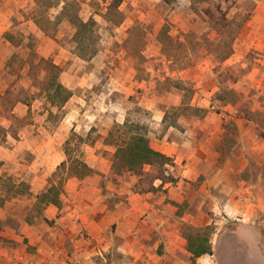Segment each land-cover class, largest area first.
<instances>
[{"label": "rangeland", "instance_id": "rangeland-1", "mask_svg": "<svg viewBox=\"0 0 264 264\" xmlns=\"http://www.w3.org/2000/svg\"><path fill=\"white\" fill-rule=\"evenodd\" d=\"M246 42H264V0H0V145L10 134L19 141L11 139L16 152L0 164L7 161L0 177V264H84L71 235L64 244L54 241L53 253L39 252L27 238L2 235L24 217L41 228L46 222L57 225V218L46 220L49 202L30 190L29 180L39 182L42 176L31 166L50 164L41 193L59 196L61 208L72 177L98 179L104 188L94 193L90 185L76 196L81 205L99 194L114 207L135 193L155 200L154 193L175 175L173 162L143 163L133 147L148 133L152 108L168 106L172 117L188 113L195 91L219 82L214 101L238 105L241 118L264 121V105L253 103L257 90L242 91L248 73L260 64ZM256 99L264 103V94ZM58 153L64 159L55 162ZM17 160L27 167L10 175ZM97 167H111L112 173L98 176ZM199 183L182 203L166 197L172 221L157 239L182 234L189 247L209 237L215 253L206 257L207 264H254L260 255L254 244L248 249L217 237V215L213 223L202 222L203 212H213L197 191ZM167 245L158 250L170 252L165 264L176 258ZM153 252L149 247L150 262ZM120 254H98L95 264H142L136 255L132 262Z\"/></svg>", "mask_w": 264, "mask_h": 264}, {"label": "crops", "instance_id": "crops-1", "mask_svg": "<svg viewBox=\"0 0 264 264\" xmlns=\"http://www.w3.org/2000/svg\"><path fill=\"white\" fill-rule=\"evenodd\" d=\"M245 49L254 50L260 64L248 73L242 91L249 93L253 89L257 90L253 103L260 107L264 103L256 97L259 93L264 94V42H246ZM220 90L219 82L212 89L208 86L198 88L189 103V112L178 116H168V106L158 105L150 110L147 124L150 145L172 158L171 168L175 175L174 181L164 184L166 188L162 186L163 190L154 193L155 200L153 196L135 193L114 207L105 202L106 196L101 199L99 194L92 198L93 203L81 205L76 196L85 194L90 185L94 193L104 188L99 186L98 179L72 177L68 180L67 191L62 194L64 208L54 203L45 207L46 220L57 218V225L52 226L46 222V225L42 223L41 228L36 222H30L24 217L19 219L17 227L6 226L2 235L17 240L27 238L28 244L37 246L39 252L47 250L50 253L55 250L54 241L64 244L71 235L76 242L75 253L81 257L77 259L84 264H95V260L99 259L98 254L109 253L111 250H118L125 260L132 261L133 255H136L135 261L141 259L142 264H165L163 257H168L170 252L162 255L158 250L161 243L167 245L168 242L167 249L176 253V258L170 260L169 257L171 263L168 264H191L193 253L182 234L168 239H157V236L172 221L166 197L182 203L188 199L191 186L199 181L197 191L204 194L205 203L213 212H203L202 222L213 223L212 216L217 215L215 219L220 223L217 237L225 235L228 241L235 240L238 245H246L248 249L254 244L262 255H257L254 264L264 260V121L241 118L237 114L238 105L224 102L219 97L214 101L215 93ZM181 99L180 95V101L178 99L176 104L180 105ZM172 103L170 99L167 105ZM9 137L19 142L11 134ZM11 139L5 145H0V164L16 152V144ZM51 144L55 146V143ZM58 155L59 159L54 158L55 162L64 159L62 154ZM17 161L19 166L14 167L10 175L22 174L18 169L26 164ZM5 166L7 161L0 167V177L7 170ZM31 167L30 171L36 176L42 175L39 182L29 180L30 190L38 196L48 180V176L43 175H47L51 168L50 164ZM96 169L100 171L98 176L112 173L111 167ZM32 174L28 172L27 175L31 177ZM98 200L103 206H93ZM85 231L90 236H85ZM150 240L152 245H149ZM149 247L154 250L151 254L154 262L147 259ZM209 255L197 257V263L207 264L206 257Z\"/></svg>", "mask_w": 264, "mask_h": 264}, {"label": "trees", "instance_id": "trees-1", "mask_svg": "<svg viewBox=\"0 0 264 264\" xmlns=\"http://www.w3.org/2000/svg\"><path fill=\"white\" fill-rule=\"evenodd\" d=\"M166 1L171 2L172 0H166ZM253 10L254 9L250 10V12L245 17L246 19L249 18V15ZM86 25L87 24L85 22L84 26H86ZM133 147H134V149H136V154L141 157V160L143 163L148 162V163L153 164L154 162H157V163L161 164L162 167H165V165H167L168 162H170V163L173 162V160L170 156H168V155H166L160 151L155 150L150 145V139L148 137L147 132L145 135L139 136L138 142L135 143V145ZM135 159H137V158H135ZM164 171H165V168H164ZM174 180L175 179H173L171 181H174ZM46 195H47V192H43V193L39 194V198H42L46 202L54 203L58 206L61 204V198L59 196H57L55 198H49L48 196L46 197ZM201 240L202 241L197 246L190 244L188 247L190 249V251L193 253L194 262H196L197 257H200L204 254L212 255L214 253L213 245L210 241V238L205 237V238H202Z\"/></svg>", "mask_w": 264, "mask_h": 264}]
</instances>
